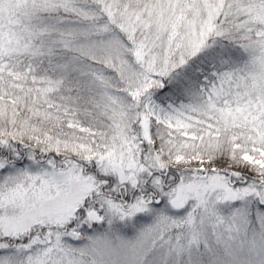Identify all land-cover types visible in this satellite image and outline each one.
I'll list each match as a JSON object with an SVG mask.
<instances>
[{"label": "snow or ice", "instance_id": "obj_1", "mask_svg": "<svg viewBox=\"0 0 264 264\" xmlns=\"http://www.w3.org/2000/svg\"><path fill=\"white\" fill-rule=\"evenodd\" d=\"M0 264H264V0H0Z\"/></svg>", "mask_w": 264, "mask_h": 264}]
</instances>
